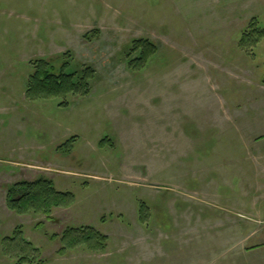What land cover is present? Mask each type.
<instances>
[{"label":"rangeland","instance_id":"374dc122","mask_svg":"<svg viewBox=\"0 0 264 264\" xmlns=\"http://www.w3.org/2000/svg\"><path fill=\"white\" fill-rule=\"evenodd\" d=\"M40 59L90 93L30 100ZM40 177L74 202L9 209ZM88 226L103 249L64 241ZM19 229L31 264H264V0H0V264Z\"/></svg>","mask_w":264,"mask_h":264},{"label":"trees","instance_id":"16d2710c","mask_svg":"<svg viewBox=\"0 0 264 264\" xmlns=\"http://www.w3.org/2000/svg\"><path fill=\"white\" fill-rule=\"evenodd\" d=\"M260 32V31H259ZM133 50L140 52L129 66L135 69H143L157 53V47L147 40H136ZM65 63L59 70L55 69L47 60L40 59L34 63V72L29 78L26 95L30 100L62 99L70 95L85 96L90 93L92 81L95 78V70L88 67L82 74L68 69ZM61 106H68L61 104ZM104 140L102 141L103 144ZM70 144V143H69ZM75 199L71 191H60L56 188L52 179L40 177L33 181H18L7 190V206L18 214H46L51 216L54 207L70 206ZM150 217L149 206L142 203L140 206V218L147 222ZM19 229L12 237L6 238V242H17L20 250L16 252L19 260L17 264L33 263V255L28 250L32 245L23 243ZM20 237V239H19ZM64 241L69 246L79 243L90 246L93 250L103 249L107 236L92 227L70 228L64 234ZM29 248V249H28ZM24 251V252H23Z\"/></svg>","mask_w":264,"mask_h":264},{"label":"crops","instance_id":"0c3cea01","mask_svg":"<svg viewBox=\"0 0 264 264\" xmlns=\"http://www.w3.org/2000/svg\"><path fill=\"white\" fill-rule=\"evenodd\" d=\"M262 214H263V212L262 213L261 212L258 213L259 216L262 215ZM260 232H261V229L259 227L258 228H254V229H252L250 231V234L248 236H246L244 240L246 242H251L253 240L257 242V240L260 239L259 238V233ZM251 246L253 248L256 247L255 250L262 249V248H264V240L262 242H258V244L256 243V244H253Z\"/></svg>","mask_w":264,"mask_h":264}]
</instances>
